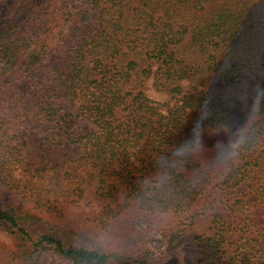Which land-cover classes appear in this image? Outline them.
Segmentation results:
<instances>
[{"label":"trees","instance_id":"obj_1","mask_svg":"<svg viewBox=\"0 0 264 264\" xmlns=\"http://www.w3.org/2000/svg\"><path fill=\"white\" fill-rule=\"evenodd\" d=\"M262 94L264 0H0V264H264Z\"/></svg>","mask_w":264,"mask_h":264},{"label":"rangeland","instance_id":"obj_2","mask_svg":"<svg viewBox=\"0 0 264 264\" xmlns=\"http://www.w3.org/2000/svg\"><path fill=\"white\" fill-rule=\"evenodd\" d=\"M199 78H188L181 81L182 86L187 91L190 89L191 84H198ZM150 87L148 89V94L153 97L154 99L158 100H167L170 97V94L167 90L164 91H157L153 85H152V78L149 79ZM223 81L222 78L219 76L217 72H214L208 79V86H222ZM92 123L84 119L83 117H80L79 120V130L83 131L89 127H91ZM68 147L71 148L75 153H79L81 151V145L78 142H68ZM12 198L15 199V203H18L19 205L25 207L26 209H30V206L25 200L21 197V195H12ZM84 210H89V207L87 205H84L82 203L76 204L74 206L69 207L68 214L73 215L74 218L77 219L76 229L77 231L82 235L83 239L85 241L89 242L90 244H94L97 246H101L103 243L108 244L109 239L99 232L88 219H86V214ZM152 235L155 236V238L152 240V244L155 246L160 245L159 237L160 234L158 232H151ZM0 242H7L11 243V239L9 237V234L5 232L4 230L0 229ZM163 248L160 247L159 250H162ZM159 250L156 251V256L159 252ZM162 264H174V261L176 260V256L170 257L166 255L159 256ZM161 264V263H160Z\"/></svg>","mask_w":264,"mask_h":264},{"label":"clouds","instance_id":"obj_3","mask_svg":"<svg viewBox=\"0 0 264 264\" xmlns=\"http://www.w3.org/2000/svg\"><path fill=\"white\" fill-rule=\"evenodd\" d=\"M261 99H264V94L260 95ZM258 118V112L253 110L250 111L247 115L239 118L231 127L230 133L232 139L226 143H223L220 152L218 153L219 162L227 163L229 160L234 158L237 155L238 141L242 140L243 137L251 131L253 126L256 123ZM219 131V128L217 129ZM208 131L207 125L200 123L199 132L201 133V138L199 142H196L193 139L189 147L192 150H201L204 147L203 143V134Z\"/></svg>","mask_w":264,"mask_h":264}]
</instances>
